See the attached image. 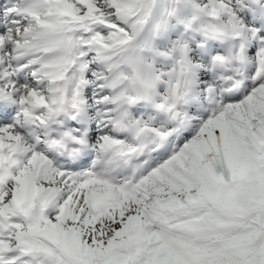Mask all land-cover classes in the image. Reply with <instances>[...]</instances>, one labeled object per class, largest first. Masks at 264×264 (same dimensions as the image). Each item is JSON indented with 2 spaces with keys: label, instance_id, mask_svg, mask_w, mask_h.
I'll return each instance as SVG.
<instances>
[{
  "label": "snow or ice",
  "instance_id": "obj_1",
  "mask_svg": "<svg viewBox=\"0 0 264 264\" xmlns=\"http://www.w3.org/2000/svg\"><path fill=\"white\" fill-rule=\"evenodd\" d=\"M0 264H264V0H0Z\"/></svg>",
  "mask_w": 264,
  "mask_h": 264
}]
</instances>
